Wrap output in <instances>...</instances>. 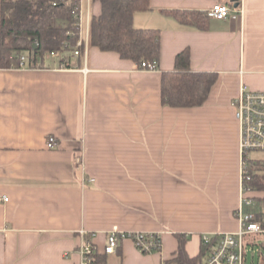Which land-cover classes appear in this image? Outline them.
I'll return each mask as SVG.
<instances>
[{"label":"crops","instance_id":"obj_1","mask_svg":"<svg viewBox=\"0 0 264 264\" xmlns=\"http://www.w3.org/2000/svg\"><path fill=\"white\" fill-rule=\"evenodd\" d=\"M82 1L90 26L102 6ZM216 4L231 14L204 30L167 14ZM1 17L2 0L0 41ZM134 26L161 32L156 72L97 48L0 68V264H81V231L96 234L103 264H166L178 236L197 258L202 235L240 229L243 196L254 201L245 213L264 211V192H243L232 107L243 86L264 92V0H151ZM186 49L192 71L217 82L200 107L164 106L162 73ZM115 228L158 233L162 249L142 254L124 240L106 255Z\"/></svg>","mask_w":264,"mask_h":264},{"label":"trees","instance_id":"obj_2","mask_svg":"<svg viewBox=\"0 0 264 264\" xmlns=\"http://www.w3.org/2000/svg\"><path fill=\"white\" fill-rule=\"evenodd\" d=\"M98 1L102 13L91 18L89 48L116 53L139 67L144 62L158 63L161 57L160 30L134 26L135 14L150 11L151 0ZM80 2L2 0L0 68H19L22 57L27 58L30 66L37 67L49 53L59 57L78 50L80 56L85 55V49L77 46L80 30L72 15ZM207 13L174 11L167 14L204 30L210 20ZM217 79L216 73L192 71L190 51L186 49L177 55L174 70L162 73V103L172 108L200 107L208 100ZM249 171L251 179L245 187L254 192H264V161L251 160ZM178 239L175 258L166 264H197L203 259L205 249L197 258H190L185 249L187 239L184 236H178ZM260 249L264 250L263 244ZM97 257L94 264H103V260Z\"/></svg>","mask_w":264,"mask_h":264},{"label":"built area","instance_id":"obj_3","mask_svg":"<svg viewBox=\"0 0 264 264\" xmlns=\"http://www.w3.org/2000/svg\"><path fill=\"white\" fill-rule=\"evenodd\" d=\"M207 14L210 19L223 21L229 18L231 8L224 4H216ZM241 14H243V11ZM72 15L80 30V39L77 46L84 48L85 54H87L90 26L88 20H86L82 0ZM74 55L80 56L79 51L76 50ZM46 56L55 57L56 54L49 53ZM27 65V58L22 57L19 68H26ZM139 69L156 72L158 70V63L144 62ZM232 107L240 128L239 149L242 157V187L243 192L247 194L252 192L245 187L246 183L251 179L249 163L252 158H250V155L252 153H264V92L252 91L243 86L238 97L233 100ZM55 143V137H51L48 140L47 147L50 150L55 149ZM1 200L7 202L9 199L0 197ZM253 204L254 201L251 198L242 197V206L237 212L240 224V229L237 232L202 235V246L207 253L204 264H245L248 248L252 246V251L253 253L255 252L254 248L257 244L247 240L256 236H264V211L261 213H245L243 208L251 207ZM79 235L81 237L79 249L81 264H94L98 255V248L93 242L96 234L81 231ZM124 240H132L142 254L160 252L162 249V237L158 233H131L115 228L107 236L104 253L106 255L116 254L120 242ZM258 251L260 250L258 249Z\"/></svg>","mask_w":264,"mask_h":264},{"label":"rangeland","instance_id":"obj_4","mask_svg":"<svg viewBox=\"0 0 264 264\" xmlns=\"http://www.w3.org/2000/svg\"><path fill=\"white\" fill-rule=\"evenodd\" d=\"M250 158H257V159H261L262 161H264V153H252L250 155ZM248 241H250V239H248ZM257 245L255 246V252L253 253L252 251V246H250L248 248V254H247V260L245 262V264H262L263 263V259H264V250L261 251L260 246L263 244L264 245V238L263 237H257L255 239ZM249 243V242H248ZM258 249L260 251H258Z\"/></svg>","mask_w":264,"mask_h":264}]
</instances>
